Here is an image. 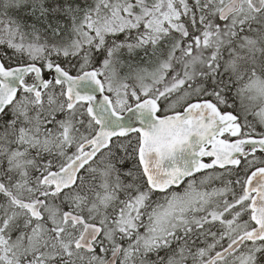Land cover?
<instances>
[{
    "label": "snow or ice",
    "instance_id": "6c2138e0",
    "mask_svg": "<svg viewBox=\"0 0 264 264\" xmlns=\"http://www.w3.org/2000/svg\"><path fill=\"white\" fill-rule=\"evenodd\" d=\"M0 264H264V0H0Z\"/></svg>",
    "mask_w": 264,
    "mask_h": 264
}]
</instances>
